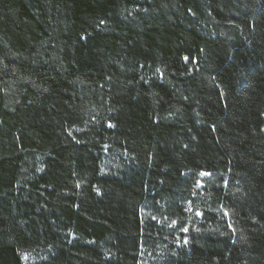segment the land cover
Here are the masks:
<instances>
[{
  "label": "trees",
  "instance_id": "trees-1",
  "mask_svg": "<svg viewBox=\"0 0 264 264\" xmlns=\"http://www.w3.org/2000/svg\"><path fill=\"white\" fill-rule=\"evenodd\" d=\"M264 0H0V264H264Z\"/></svg>",
  "mask_w": 264,
  "mask_h": 264
},
{
  "label": "water",
  "instance_id": "water-1",
  "mask_svg": "<svg viewBox=\"0 0 264 264\" xmlns=\"http://www.w3.org/2000/svg\"><path fill=\"white\" fill-rule=\"evenodd\" d=\"M263 118H264V115H263ZM262 131L264 132V126H263V128H262Z\"/></svg>",
  "mask_w": 264,
  "mask_h": 264
}]
</instances>
